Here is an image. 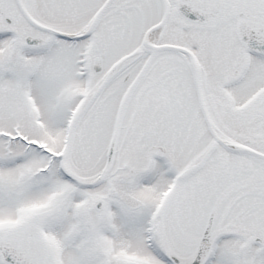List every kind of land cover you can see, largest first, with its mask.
<instances>
[{
	"label": "snow or ice",
	"instance_id": "6c2138e0",
	"mask_svg": "<svg viewBox=\"0 0 264 264\" xmlns=\"http://www.w3.org/2000/svg\"><path fill=\"white\" fill-rule=\"evenodd\" d=\"M0 264H264V0H0Z\"/></svg>",
	"mask_w": 264,
	"mask_h": 264
}]
</instances>
